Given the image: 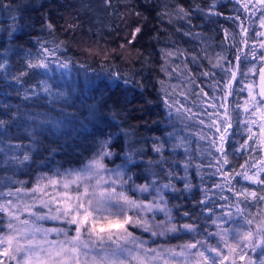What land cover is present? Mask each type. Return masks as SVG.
Returning <instances> with one entry per match:
<instances>
[{
    "label": "snow or ice",
    "instance_id": "snow-or-ice-1",
    "mask_svg": "<svg viewBox=\"0 0 264 264\" xmlns=\"http://www.w3.org/2000/svg\"><path fill=\"white\" fill-rule=\"evenodd\" d=\"M239 2L246 11H251V0ZM257 3L262 9L258 19L264 28V0H257ZM212 7L208 9L209 13ZM134 15L139 17L141 13ZM177 15L179 19L190 23L191 12L183 6H177ZM235 19L239 20L240 17ZM46 26L54 29L51 23ZM240 27L243 34L241 43L247 48L248 28L242 23ZM138 34H142L140 26L130 33L131 39L127 43H133ZM183 34L192 35L190 32ZM257 35L264 36V33ZM37 43L39 47L35 53L28 54L26 68L39 70L38 74L48 79L26 89L23 100H39L43 96L52 105L56 102L67 103L69 93L54 88L49 83L53 78L49 74L53 71V65L67 71L70 70V64L59 60L56 55L59 46L49 48L43 42ZM259 47L264 49V40L260 41ZM173 55L180 53H163L166 61ZM196 59L193 57V62ZM221 59L225 58L218 57L212 67L222 68ZM258 60L261 66L257 69V53L238 49L235 64L227 61L230 67L222 68L227 77L226 82L215 83V89L221 95L209 97L203 88L194 93L202 105L199 113L173 99V95L165 90L163 102L168 109L166 114L172 130L165 133L164 137H153L151 150L158 154L159 159L149 160V167L145 171H149L154 164H165L168 160L164 156L165 149L173 154L183 149L185 159L182 162L172 161L173 165L182 163L183 176L169 168L166 174L170 179L166 183L148 177H145L144 183H137L138 177L131 169L138 167L136 160L142 159L140 153L143 149L117 151L118 145L114 141L118 140V134L101 130L95 137L90 156L77 167L57 168L50 173L37 172L30 181L15 180L11 176L0 177V264H5V260L8 264H264V157L254 161L250 155L248 160L238 165L242 171H237L227 151L228 141L241 129L246 138L239 149H232L233 155L241 151L259 152L264 149V52ZM247 63L253 66L245 71L242 65ZM167 68L166 63L161 70L169 77L177 71L176 68L171 71ZM3 69L5 62H0V70ZM28 74L25 71L13 79L21 83V77ZM200 75L215 77L216 73L209 71L201 72ZM225 77H221V80H225ZM119 78V74L113 76L114 80ZM186 79L194 83L190 77ZM245 80L248 83H244ZM123 83L131 85L132 81L126 79ZM160 83L163 85L164 82ZM237 84L243 85L238 92L246 93L242 102L230 100V97L238 95L235 90ZM138 87L144 86L140 84ZM172 87L175 89L176 86ZM179 95L188 98L184 91ZM12 107L17 110L8 113L7 110ZM0 109L4 110L5 116H11L10 119L0 117V153L4 154L0 167H20L25 166L26 162H36L31 154L36 149V133L44 128L61 132L67 116L63 109L60 116H53L46 111L22 113L18 105L2 101ZM203 116H207V124L200 118ZM21 120L30 123L31 127L26 131L33 143L27 146L6 144L2 136L7 134L8 126L13 123L19 126ZM175 120L180 121L182 128L175 126ZM187 121H195L203 126L199 132L191 134L197 137L195 141L191 136L181 135V131H189ZM204 127L214 129L211 136L204 132ZM120 131L125 136L129 135L125 129ZM201 141L206 142L204 147H201ZM194 143L195 149L192 147ZM21 150L24 153L22 158L7 154ZM56 151L55 148L50 149L49 156ZM205 153L214 162L207 165L195 163ZM117 158H122L121 163H115ZM39 164L47 166L44 160L39 161ZM110 164L114 166L110 167ZM205 167L214 169L212 176L221 177V181L212 187L220 190L227 188L233 198L221 195L220 200L227 203L211 200L208 195L211 189L205 187L202 191L204 199L196 201L201 205V211L195 215L183 212L181 216L191 222H178L173 208L179 205L169 207L165 195L167 189L181 191L173 185L171 177L185 181L184 191H191L196 186L191 183L189 169L195 168L197 174H202L201 170ZM241 179L256 187L251 191L249 186L237 188L236 184ZM206 202H210L211 206ZM217 206L220 209L218 212ZM204 213H208L204 223L212 231L196 222ZM48 222H53V226H45ZM137 230L148 234L147 239L137 235ZM181 234L189 235L191 239L167 247L149 246V240L155 242L153 238L178 239Z\"/></svg>",
    "mask_w": 264,
    "mask_h": 264
},
{
    "label": "trees",
    "instance_id": "trees-1",
    "mask_svg": "<svg viewBox=\"0 0 264 264\" xmlns=\"http://www.w3.org/2000/svg\"><path fill=\"white\" fill-rule=\"evenodd\" d=\"M255 5L257 7L249 5V12L239 0H0V62H5V69L0 70V101L18 105L22 113L46 111L53 116H60L63 109L67 114L61 132L44 128L36 133V149L31 153L36 162H26L25 166L20 167H0V177L11 176L15 180L30 181L37 172L50 173L57 168L77 167L90 156L95 137L101 130L118 134V140L114 141L118 145L117 151L143 149L140 153L142 159L136 160L138 167L131 169L138 177L137 183H144L145 177L157 178L159 183H166L170 179L166 174L169 168L183 176L182 163L172 164L174 160L182 162L185 159L183 149H178L175 154L165 149L164 156L168 157L165 164H154L149 171H145L149 167V160L159 159L158 154L151 150L153 137H164L165 133L172 130L166 114L168 109L163 102L165 90L173 95V99L199 113L202 105L194 93L203 88L209 97H219L221 93L215 89V83L226 82L227 77L222 68L230 67L227 61L235 64L238 49L255 51L258 69L261 66L258 57L264 49L259 47L262 36L257 35L262 29L258 19L262 9L260 5ZM177 6H183L191 12L190 23L178 18ZM210 7L211 13L208 12ZM137 12L141 13L139 17L134 15ZM237 16L239 20L235 19ZM49 23L54 25V29L46 26ZM241 23L248 28L247 48L241 43ZM137 26L142 28V34H138L133 43H127L131 39L130 33ZM187 32L192 35L183 34ZM37 41L49 48L59 46L56 53L59 60L70 64V70L67 71L53 65V71L49 74L53 77L49 83L54 88L69 93L67 103L56 102L52 105L43 96L39 100H23L26 89L48 79L39 75V70L26 68L28 54L35 53L39 47ZM165 51L179 52L180 55H173L166 61L163 56ZM193 57L197 58L195 62ZM218 57L225 58L220 61L222 68H213ZM166 63L168 71L177 69L171 77L161 70ZM252 66V63L242 65L245 71ZM25 71L29 74L21 77V83H17L13 77H19ZM209 71L215 72L216 76L200 75L201 72ZM115 74H119V80L113 79ZM186 77H190L194 83H189ZM221 77H225V80L222 81ZM126 79L132 81L131 85L123 83ZM140 84L144 87H138ZM174 85L175 89L172 87ZM242 86L235 85L238 95L230 97L231 101L242 102L246 96V93L238 92ZM181 91L186 92L187 99L179 95ZM16 110L12 107L7 111L12 113ZM0 117L11 118L10 115L5 116L2 109ZM200 118L205 120V124L208 123L207 116ZM174 123L177 128H182L179 120ZM187 123L189 131H181V135L191 136L195 141L197 137L191 134L199 132L203 126L195 121ZM29 127L30 123L24 120L19 122V126L13 123L8 126V132L2 139L6 144L31 145L33 141L26 131ZM120 129L127 130L129 135L125 136ZM213 131L204 127V132L209 136ZM245 138L241 129L228 141L229 159L237 171H242L238 165L248 160L250 155L254 161L264 157V149L259 152L241 151L233 155L232 149H239ZM205 144L204 141L200 142L201 147ZM192 147L195 149V143ZM52 148L57 151L49 156ZM213 153L216 155L215 150ZM7 154L22 158L24 153L21 150ZM3 158L4 154L0 153V160ZM121 159H115V163H121ZM41 160L45 161L46 167L39 164ZM210 162L214 161L206 153L195 160V163L204 165ZM189 171L192 174L191 183L196 186L191 191H184L185 181L175 176L171 177L172 183L181 191L165 190L169 207L179 205L173 208L178 222H191L181 216L183 212L195 215L201 211V205L196 201L204 199L202 191L205 187L211 189L208 193L211 200L227 203L220 200L221 195L233 198L227 188L220 190L212 187L221 181L220 176L211 175L214 169L205 167L201 170L202 174H197L195 168ZM152 173L156 175L152 176ZM242 185L249 186L250 191L256 187L242 179L236 187ZM206 203L211 206L210 202ZM219 210L217 206V212ZM207 215L204 213L196 222L212 231L204 223ZM45 226H53V222ZM136 234L145 239L148 237V234L139 230ZM153 239L154 243L149 240L150 247H167L189 241L191 237L181 234L178 239Z\"/></svg>",
    "mask_w": 264,
    "mask_h": 264
},
{
    "label": "rangeland",
    "instance_id": "rangeland-1",
    "mask_svg": "<svg viewBox=\"0 0 264 264\" xmlns=\"http://www.w3.org/2000/svg\"><path fill=\"white\" fill-rule=\"evenodd\" d=\"M245 2H247V0H245ZM255 4L259 5V3H257V0H251V3H249V5L257 7V5H255ZM260 31H261V33H264V28H262ZM262 39L264 40V36H262ZM92 45L95 46V44H93V43H92ZM89 46L92 47L91 45H89ZM89 49H91V48H89ZM5 264H8V262L6 260H5Z\"/></svg>",
    "mask_w": 264,
    "mask_h": 264
}]
</instances>
